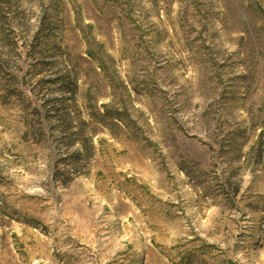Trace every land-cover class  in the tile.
Masks as SVG:
<instances>
[{
	"label": "rangeland",
	"instance_id": "obj_1",
	"mask_svg": "<svg viewBox=\"0 0 264 264\" xmlns=\"http://www.w3.org/2000/svg\"><path fill=\"white\" fill-rule=\"evenodd\" d=\"M0 264H264V0H0Z\"/></svg>",
	"mask_w": 264,
	"mask_h": 264
}]
</instances>
